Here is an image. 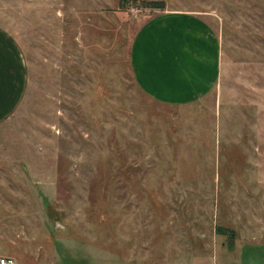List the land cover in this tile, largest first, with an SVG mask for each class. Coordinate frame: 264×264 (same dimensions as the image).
<instances>
[{
  "label": "rangeland",
  "instance_id": "374dc122",
  "mask_svg": "<svg viewBox=\"0 0 264 264\" xmlns=\"http://www.w3.org/2000/svg\"><path fill=\"white\" fill-rule=\"evenodd\" d=\"M162 1L0 0L26 68L0 122V257L264 264V0ZM167 11L202 20L221 55L214 89L181 104L146 95L130 60Z\"/></svg>",
  "mask_w": 264,
  "mask_h": 264
},
{
  "label": "crops",
  "instance_id": "0c3cea01",
  "mask_svg": "<svg viewBox=\"0 0 264 264\" xmlns=\"http://www.w3.org/2000/svg\"><path fill=\"white\" fill-rule=\"evenodd\" d=\"M217 38L193 14H156L139 27L130 50L138 87L150 98L169 104L210 93L220 74ZM26 68L16 40L0 26V122L22 99Z\"/></svg>",
  "mask_w": 264,
  "mask_h": 264
},
{
  "label": "trees",
  "instance_id": "16d2710c",
  "mask_svg": "<svg viewBox=\"0 0 264 264\" xmlns=\"http://www.w3.org/2000/svg\"><path fill=\"white\" fill-rule=\"evenodd\" d=\"M135 1L137 0H119V3L121 6H125L127 4H129L130 2L134 3ZM141 2L144 3V7H148V8H156V9H164V1L160 0H149V1H146V0H140ZM216 230L218 231V233H226L225 232V228H221V227H217Z\"/></svg>",
  "mask_w": 264,
  "mask_h": 264
},
{
  "label": "built area",
  "instance_id": "2783aa9c",
  "mask_svg": "<svg viewBox=\"0 0 264 264\" xmlns=\"http://www.w3.org/2000/svg\"><path fill=\"white\" fill-rule=\"evenodd\" d=\"M0 264H14L11 258L0 257Z\"/></svg>",
  "mask_w": 264,
  "mask_h": 264
}]
</instances>
